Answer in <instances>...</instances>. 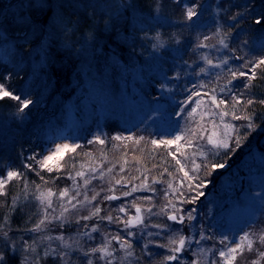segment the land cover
I'll return each mask as SVG.
<instances>
[{
    "label": "snow or ice",
    "instance_id": "snow-or-ice-1",
    "mask_svg": "<svg viewBox=\"0 0 264 264\" xmlns=\"http://www.w3.org/2000/svg\"><path fill=\"white\" fill-rule=\"evenodd\" d=\"M172 3L182 7L179 23L185 29L200 27L204 13L211 6L201 3L200 0H189L188 3H184V0H172ZM44 4L45 0H35V3L30 4L29 7L43 8ZM91 6L95 7V5ZM134 7L131 3L119 4L115 18H118L120 10ZM248 7V4H245L244 12L230 17L235 23L229 27H235L240 22L239 18H244L246 14L250 15ZM216 10L217 12L227 11L221 8L219 0H217ZM157 12L159 13V9ZM253 19L255 24L262 25L261 29H257L259 33L257 46L261 52H264V13ZM150 22L170 23L159 14ZM29 23L27 19L22 18V24L25 27ZM139 26L143 28L144 24L140 23ZM223 28L224 25H219L213 36H204L203 40L198 39L191 51L195 54L198 49L210 47L205 41L218 38L219 48L229 50L234 55L228 58L221 57L216 61L208 55H203L201 58L207 68L225 66L226 74L224 72L215 74L217 81L215 87L199 82L193 83L190 89H185L188 95L184 100L179 101L181 107L175 115L185 119L186 124L177 134L170 135L166 139L147 141L143 136H112L113 141H132L135 145H141L143 142L150 145L151 149H164L166 155L175 162L172 167H175L176 171L173 172L168 167H164L162 171L153 174L152 168L144 167L142 170L141 167H136L135 172L138 174L132 175L127 171L129 161L124 159L119 165V170L114 172L116 164L106 169L92 164L91 153H83L89 161L87 169L84 164L77 167L74 156L69 157L68 160L64 157L68 153L75 154L81 145L67 143L56 144L55 148L49 149L46 155L28 156L26 159L33 161L34 164L25 162L23 167L29 171H35L37 175L44 171L60 172L64 168L66 178L73 182L70 187L54 191L51 187H47L49 181L43 176L40 177L42 184H32L23 171L5 166L0 174V196L7 195L11 182H18L22 185L20 194L13 198L8 207L13 212L17 208L23 211L24 202L34 200L37 202L39 218L31 227H25L23 230L24 234L28 235L27 239L11 235L13 230L7 215L0 221V264H7L8 253L20 257L18 264H185L183 257L188 253L195 257L188 264H241V262L261 264L264 261V228L253 230L256 221L250 222L249 231H244L238 237V242L231 240L228 235H223L217 240L215 236L208 234L207 228L203 225L196 230L194 223L196 208L185 210L180 207L183 204H195L205 195L202 189L208 186L207 178L217 170L226 167L224 158L229 152L239 148L241 140L246 138L232 124L225 122V117L230 115L233 120H244L246 128L254 130L256 125L250 111L241 115L240 109L248 110L250 106L257 103L264 105V99L256 100L250 95L255 81L264 83V55L252 58H249L247 54L235 55L237 50L230 48L228 43L231 32L222 31ZM2 35L0 33V36ZM126 39L131 45L135 44L134 37ZM155 39L157 43L153 45L154 49L165 46V42L160 40L159 33L156 34ZM170 39H174V43L178 46L181 44L175 33ZM19 43L21 46L30 43L28 31H24L19 38ZM18 55L22 64L26 57L23 53ZM173 55L179 61L183 59L184 53L180 47H175ZM229 59L240 60L242 63L233 69L228 66ZM184 63L188 68H192L191 63L187 61ZM207 68L199 67L198 70L193 69V71L197 77L209 75ZM171 79L178 80L179 76H173ZM221 80H223L222 83H220ZM237 80L241 81L239 85L235 83ZM160 87L162 90H168L164 84ZM203 89L208 91H202ZM217 91L230 99L220 98ZM5 98L18 103L17 112L20 120L23 121L27 115L25 109H28L33 101L26 96L15 94L5 84L0 83V100ZM213 108L218 111H213ZM206 116L212 119L206 121ZM217 118L220 121L219 124L216 123ZM88 143L104 145L105 140L95 136ZM139 151L143 153L145 149L142 147ZM123 155L126 157L127 153ZM151 155L153 153H149V156ZM136 164L140 165L141 160H137ZM152 167L160 168L161 165L153 164ZM165 174L169 179H160L165 177ZM94 180L101 181V184L94 186ZM160 184H165L166 187L157 189L155 185ZM135 193L147 195L134 196ZM158 194H161L162 203L154 199ZM128 197H133L129 203L111 205L107 210L101 206L105 202L111 204ZM54 198L56 204H54ZM248 199L264 205V186L260 187L259 191L249 193ZM131 209H134V212L130 211ZM85 210L87 214L81 215L80 213ZM102 213L106 214L102 215ZM261 214H264V211H261ZM35 215L36 213H32L28 218L29 221ZM89 221H95V223L89 224ZM72 222L79 225L75 236L49 234V225L58 224L63 228L65 224ZM104 224L116 225L117 230L113 232L102 228ZM177 225L179 227H176ZM194 231L195 235L188 234ZM94 233H99L100 243H94L96 240ZM84 238H87L86 242H82ZM139 240L144 241L142 246H138ZM208 240L222 245V248L214 251L212 248L201 246L203 241ZM193 244L197 246L195 249L191 247ZM41 245L43 255L37 251L38 246ZM153 248L164 249L167 254L155 253L152 251ZM209 253L217 256L218 259H205ZM245 253L254 254V258L246 257Z\"/></svg>",
    "mask_w": 264,
    "mask_h": 264
},
{
    "label": "rangeland",
    "instance_id": "rangeland-1",
    "mask_svg": "<svg viewBox=\"0 0 264 264\" xmlns=\"http://www.w3.org/2000/svg\"><path fill=\"white\" fill-rule=\"evenodd\" d=\"M87 1L91 2V5H95V7L91 5L90 7L97 13V16L98 12H104V15L101 16V19H103L101 23L95 20L96 22L92 24L87 23L86 28L76 30L74 21L70 20L66 13L63 14L61 10L59 11V1L55 6V13L45 39L31 50L32 64L37 65L38 62L43 61V56L48 51L51 38H57L60 46H72L75 52V71L79 73L80 81L68 98L55 99L53 103H55L56 109H54L53 114L48 115L46 118L42 116L45 123L44 127L37 138L32 141L35 142V145L32 146L34 150L27 153L43 156L48 154L49 149H54L56 144H80L81 148L77 149L75 154L68 153L64 157L65 160H68L69 157L74 156L77 167L84 164L85 169H87L89 161L83 153H91L93 157L92 164L102 169L116 164L117 167L114 172L119 170V165L124 159L129 161L127 171L132 175L138 174L135 172L136 167H141L142 170L144 167L152 168L153 174L162 171L164 167H168L170 171L175 172V167H172L175 162L166 155L164 149H151L150 145L143 142L141 145H135L132 141H113L112 136H143L145 141L149 139H166L170 135L177 134L184 127L186 120L177 117L175 112L181 107L179 101L184 100L188 95L185 89H190L193 83L198 84L199 82L215 87L217 83L215 74L221 72L226 74L225 66L207 68L201 57L208 55L216 61L221 57L228 58L234 55L229 50L219 48L218 38L205 41L210 47L198 49L195 54L191 51L198 39L203 40L204 36H213L219 25H224L222 31L231 32L228 43L230 48L237 50L235 55L243 56L247 54L249 58L264 55V52H261L257 46L259 35L257 30L248 35L240 29V22L235 27H229V25L235 23L231 21L230 17L237 15L239 12H244L242 11L244 0H219L221 8L227 9V11L221 10L219 12L216 10L217 0H200L201 3H207L211 6L204 13L200 27L195 29H185L180 25L182 7L171 4L172 0L169 1L170 5H166L165 0H158L155 2L150 14H147V12L141 13L136 7L120 10L118 18H115V16L119 4H132L131 0ZM188 2L189 0H184V3ZM65 3V0H61V4L65 5ZM81 6V3L75 4V10L81 9ZM66 9L72 11L69 5ZM158 9L159 13L157 12ZM93 10H91L92 13ZM85 11L88 12V10ZM158 14L165 17L170 23H151L150 21ZM122 19L128 21L129 32L127 34L129 37L135 38L134 45H131L125 38L123 39L125 43L133 47L130 54L125 52L126 55L121 52L124 42L117 43L119 37H121ZM134 20L136 21L135 24ZM110 23H113L116 27L117 31L115 33H111ZM140 23L144 24L143 28L139 26ZM157 33L160 34V40L165 42V46L154 49L153 45L157 43L155 39ZM173 33L181 41L179 46L174 43V39H170ZM188 34L190 38L186 39ZM244 41L248 43L244 44ZM211 45H215V47H211ZM175 47H180L184 53L182 60L177 61L175 59L173 55ZM184 61L191 63L192 68H188ZM241 63L240 60L229 59L228 66L235 69ZM1 66H4V64L2 63ZM199 67L207 68L209 75L197 77L193 69L198 70ZM177 75L179 76L178 80L171 79V77ZM222 82L223 80L220 81V83ZM235 83L239 85L241 81L237 80ZM161 84H164L168 90H162ZM41 85L44 88L45 103L40 107V111H44V106L50 96L48 95V84L41 83ZM262 87L261 90L264 92V85ZM38 89L41 90L40 87ZM202 91H208V89ZM217 95L220 98L227 97L219 91H217ZM37 105L34 104V111ZM16 106L18 107V103ZM17 109L7 111L6 120L4 121L6 122L8 118H15L19 121ZM212 110L218 111L215 108ZM26 118L25 116L22 122ZM211 119L212 117H205L206 121ZM225 122L232 124L235 128L238 127L230 115L225 117ZM216 123H220L218 118ZM252 132L255 134L254 130ZM95 136L104 139L105 144H89L88 141ZM255 142L256 137H251L248 141L241 140L242 150L245 151L243 159L234 165V168H232L233 165H226L224 169L217 170L224 172L231 169L229 173L222 175L221 181L211 184V192H204L205 200H198V204L189 205L190 209L196 208L197 210L194 214L196 215V221L194 222L196 230H199L203 225L207 228L208 234L215 236L217 240L223 235H228L231 240L238 242V237L244 231H249L250 222H257L253 230L264 228V214H261V211H264V205L248 199L249 193L259 191V188L264 186V145L262 146L263 142ZM259 146H262L260 151L257 150ZM142 147L145 149L143 153L139 151ZM133 149H136V151H133ZM124 153H127L126 157L123 155ZM149 153H153V155L149 156ZM168 159H171V163L168 162ZM137 160H141L140 165L136 164ZM61 163L63 164V161ZM153 164H159L161 167L153 168ZM47 173V171L46 173L42 172V175H48ZM52 174L63 179V183L55 182L52 187L54 191L70 187L73 184L71 180L66 178L64 168L60 172L54 170ZM179 175L182 176V174ZM160 179L166 180L169 177L165 174V177ZM100 184L101 181L99 180L93 181L94 186ZM104 186H107L106 182ZM155 187L161 189L166 185L160 184L155 185ZM137 195L147 194H134V196ZM160 195L158 194L154 199L162 203ZM204 197H201V199H204ZM132 199L133 197H128L123 201L111 202V204L105 202L101 206L107 210L111 205H119L122 202L129 203ZM56 203L54 198V204ZM180 207L188 206L183 204ZM35 210L36 214L39 215L37 207ZM130 211L133 212V209ZM80 214L86 215L87 211H82ZM104 214L106 213H102V215ZM88 223L92 224L95 221H89ZM78 228L79 225L74 222L65 224L63 228L58 224H53L49 225V234H62L65 237L75 236ZM102 228H107L113 232L117 230L116 225L104 224ZM185 231L187 233V230ZM188 234L195 235V231ZM93 235L96 237L94 243H100L99 233ZM86 241L87 238H84L82 242ZM137 243L138 246H142L144 241L139 240ZM201 246L212 248L214 251L222 248V245L214 243L212 240L203 241ZM42 247L41 245L37 248L41 250V255H43ZM191 247L195 249L197 246L193 244ZM152 251L161 255L167 254L164 249L153 248ZM245 256L254 258V254L245 253ZM183 258L185 264H188L195 257L188 253ZM205 259H218V257L209 253ZM261 264H264V261Z\"/></svg>",
    "mask_w": 264,
    "mask_h": 264
},
{
    "label": "trees",
    "instance_id": "trees-1",
    "mask_svg": "<svg viewBox=\"0 0 264 264\" xmlns=\"http://www.w3.org/2000/svg\"><path fill=\"white\" fill-rule=\"evenodd\" d=\"M59 1V11L61 10L63 14L66 13L69 19L74 21L75 29L78 31L81 28H86L87 23L92 24L96 22L95 20L101 23L103 20L101 16L102 14L104 15V12H98L97 16V13L90 7L91 2L87 0H65V5L61 4V0H45L43 8L29 7L30 4L35 3V0H0V33L3 34L0 36V83L5 84L6 87L15 94L26 96L28 99L34 101L28 109H25L27 118L24 122L21 120L17 121L15 118H8L5 122L6 112L18 108L16 106L17 102L9 98L0 100V174H2L5 166H9L23 171L32 184H42L43 182L40 177L43 176L49 181L47 187L51 188L54 186L55 182L63 183L62 177L58 178V176L52 173L42 175V172L40 175H37L35 171L25 169L23 164L25 162L34 164L33 161H28L26 159V155H29L31 151L34 150L32 146L35 145V142L32 141L34 138H37L39 132H41V129L44 127L45 123L43 118L54 113V109L56 108L53 102L55 99L68 98L80 81L79 73L75 71L76 62L74 48L67 45H58L59 40H57V38H51L48 44V51L45 53V56H43V61L38 62L37 65L32 64L31 60L33 59H31L29 55L31 50L45 39L50 22H52L51 19L55 13V6ZM157 1L158 0H131L132 4L139 9L141 13L147 12V14L152 13L154 4ZM169 1L170 0H165V2H167L166 5H170ZM78 3H81V9L75 10V4ZM245 4L249 6L248 13H250V15L246 14L244 18L240 19L239 27L242 32L248 33L249 35L250 33L256 32L257 29L262 28V25L255 24L253 17H258L261 13H264V0H244L242 11H245ZM68 5L72 8V11H67L66 7ZM84 9L88 10V12ZM91 10H93V13ZM174 16L177 17L176 15ZM22 18L30 22L27 27L22 24ZM109 26L111 33L117 31L113 23H110ZM128 27V21L122 19L120 28L121 37H119L117 43L129 37L127 34V32H129ZM24 31L29 32L30 43L21 46L19 38L23 35ZM189 38L190 35L188 34L186 39ZM121 49V52L126 55L125 52L130 54L133 47L124 42ZM18 53H23L26 57L22 64L20 63ZM2 63L4 66H1ZM6 77L9 78L6 79ZM41 83L48 84V95L50 96L44 106V111H40V107L45 103L44 88ZM254 85L250 95L256 100L264 99V92L261 90L264 83L257 80L254 82ZM39 87L41 90L38 89ZM223 98L230 99L229 97ZM34 104L39 105H37L35 111L33 107ZM246 111H250L252 119L255 122V134H253L252 130L246 128V121L244 120H234L238 126L236 129L246 137L242 139V141H248L251 137H256V142H263V146L264 105L257 103L250 106L248 110L241 108L240 114L244 115ZM39 119L40 122L38 123ZM262 146H259L257 150L260 151ZM244 152L241 145L234 152H229L224 158L226 160V165H233L232 168H234V165L238 164V162L243 159L245 155ZM168 162L171 163V159H168ZM36 167L38 170V166ZM229 171H231V169L224 172L216 171L212 173V175L207 178L208 186L202 189V191L205 193L211 192V184L221 181L222 175L229 173ZM44 173H46V171H44ZM21 186L22 185L18 182L13 181L7 189V195L0 196V221L7 215L10 218V224L13 230L11 235L28 238V235L24 234L23 230L25 227L32 226L35 220L39 218V215L36 214L31 221L28 219L32 213H36V202L34 200L24 202L23 211L17 208L13 212L8 207V205H11L13 198L20 193ZM203 200H205V197L204 199H199V201ZM195 204H198V201ZM189 205L190 204H186L188 207H184L183 209L189 210ZM37 251L41 253V250L37 249ZM19 258L18 255L8 253L6 257L7 264H18Z\"/></svg>",
    "mask_w": 264,
    "mask_h": 264
},
{
    "label": "flooded vegetation",
    "instance_id": "flooded-vegetation-1",
    "mask_svg": "<svg viewBox=\"0 0 264 264\" xmlns=\"http://www.w3.org/2000/svg\"><path fill=\"white\" fill-rule=\"evenodd\" d=\"M178 226V225H177ZM179 227V226H178ZM186 230V229H185Z\"/></svg>",
    "mask_w": 264,
    "mask_h": 264
},
{
    "label": "water",
    "instance_id": "water-1",
    "mask_svg": "<svg viewBox=\"0 0 264 264\" xmlns=\"http://www.w3.org/2000/svg\"><path fill=\"white\" fill-rule=\"evenodd\" d=\"M134 212V211H133Z\"/></svg>",
    "mask_w": 264,
    "mask_h": 264
}]
</instances>
